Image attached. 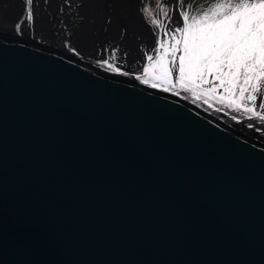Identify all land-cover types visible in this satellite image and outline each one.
<instances>
[{
  "label": "water",
  "instance_id": "water-1",
  "mask_svg": "<svg viewBox=\"0 0 264 264\" xmlns=\"http://www.w3.org/2000/svg\"><path fill=\"white\" fill-rule=\"evenodd\" d=\"M60 7L0 30V264H264V125L137 80V0Z\"/></svg>",
  "mask_w": 264,
  "mask_h": 264
},
{
  "label": "snow or ice",
  "instance_id": "snow-or-ice-1",
  "mask_svg": "<svg viewBox=\"0 0 264 264\" xmlns=\"http://www.w3.org/2000/svg\"><path fill=\"white\" fill-rule=\"evenodd\" d=\"M120 2L109 0V6ZM34 3L35 0H24V13L15 24L17 34H22L21 21L34 28ZM73 3L74 0H62L59 11L70 14ZM187 3L185 0L172 27L165 23L170 19L166 8L161 7L158 16L143 0H137L138 15L146 24L150 21V26L164 32L155 51L146 57L142 74L135 78L153 89L175 95L180 91L191 93L195 100H203L210 108L213 105L209 100L215 96L223 107L264 125L261 84L264 82V0H216L194 14L187 9ZM197 6L194 4L193 8ZM121 31L126 33V29ZM105 47L101 45L98 66L111 73L128 75L117 63L121 44L113 43L107 48L108 58L103 54ZM72 51L79 54L75 48Z\"/></svg>",
  "mask_w": 264,
  "mask_h": 264
},
{
  "label": "bare ground",
  "instance_id": "bare-ground-1",
  "mask_svg": "<svg viewBox=\"0 0 264 264\" xmlns=\"http://www.w3.org/2000/svg\"><path fill=\"white\" fill-rule=\"evenodd\" d=\"M18 1L20 2V6H17V4H16L17 0H0V21H2V23H3V24L0 23V30H4V32H9L8 28H7V24H9V23L12 24L14 19L19 18L18 14H20L21 12H24V0H18ZM89 2H90V0H87V4ZM56 3L58 5V7H60L62 5L59 0H35L34 9H44L46 6L45 10L48 11V8L54 7V5ZM58 9L59 8H57L56 10H58ZM57 13H58V11H57ZM41 18H43V17H41ZM26 28H28L29 30L31 29L30 27H26ZM26 28L23 27L24 30ZM32 29L38 30L36 26H35V28H32ZM26 31L28 32V30H26ZM26 35L31 37V38H37L41 41L48 43V41H46L44 36L38 35V37H39L38 38L37 36H35L34 34H31V33H27ZM212 99H213V97H212ZM238 117H240V116H238ZM245 119H247V118L245 117Z\"/></svg>",
  "mask_w": 264,
  "mask_h": 264
},
{
  "label": "rangeland",
  "instance_id": "rangeland-1",
  "mask_svg": "<svg viewBox=\"0 0 264 264\" xmlns=\"http://www.w3.org/2000/svg\"><path fill=\"white\" fill-rule=\"evenodd\" d=\"M215 2L216 0H188L187 9L194 14L195 12H199L200 10L204 9L205 5L211 6ZM144 3L151 7L153 12L158 16L160 15L161 7L166 8L170 19L166 20L165 22L168 21V24L172 25V27H175V17L179 15L180 11L183 10L182 6L185 4V0H178V2L176 0L175 8L173 6L174 3L172 0H144ZM194 4L198 6L193 8ZM161 18L163 17L161 16ZM261 84L262 87H264V82H261Z\"/></svg>",
  "mask_w": 264,
  "mask_h": 264
},
{
  "label": "flooded vegetation",
  "instance_id": "flooded-vegetation-1",
  "mask_svg": "<svg viewBox=\"0 0 264 264\" xmlns=\"http://www.w3.org/2000/svg\"><path fill=\"white\" fill-rule=\"evenodd\" d=\"M165 21H166V20H165ZM165 23L168 24V21L165 22ZM162 30H163V29H162ZM162 32H164V30H163ZM206 96H207V94H205V97H206ZM209 102L212 103V104H214V105H216L217 107H221V108L225 109L226 111L232 112L231 109H228V108H226V107H223L221 104H219V103L217 102V98H216L215 96L213 97V99L209 100ZM232 114H234V116H241V117H243V114H242V113L232 112Z\"/></svg>",
  "mask_w": 264,
  "mask_h": 264
}]
</instances>
